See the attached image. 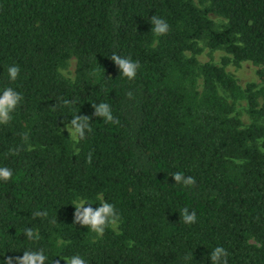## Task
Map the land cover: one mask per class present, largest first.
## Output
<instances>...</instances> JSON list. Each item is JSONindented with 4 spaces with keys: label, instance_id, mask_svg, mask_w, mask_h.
<instances>
[{
    "label": "trees",
    "instance_id": "16d2710c",
    "mask_svg": "<svg viewBox=\"0 0 264 264\" xmlns=\"http://www.w3.org/2000/svg\"><path fill=\"white\" fill-rule=\"evenodd\" d=\"M199 2L205 9L193 0H0V93L23 96L0 125V167L13 171L0 181V264L40 249L46 264L77 254L86 264H212L217 246L228 264H264V0ZM152 16L169 24L166 35L152 33ZM200 41L233 61L199 63ZM113 54L139 62L134 80L120 76ZM72 59L74 81L60 71ZM245 61L260 68V88L243 90L225 68ZM221 90L248 101L249 127ZM100 103L118 124L94 116ZM77 115L92 132L75 147L63 128ZM177 172L195 186L177 185ZM98 196L120 214L119 235L74 222L73 200L96 209ZM184 208L196 223L181 222Z\"/></svg>",
    "mask_w": 264,
    "mask_h": 264
},
{
    "label": "clouds",
    "instance_id": "9594fccd",
    "mask_svg": "<svg viewBox=\"0 0 264 264\" xmlns=\"http://www.w3.org/2000/svg\"><path fill=\"white\" fill-rule=\"evenodd\" d=\"M150 23L152 24V33L156 37L166 35L169 32V24L166 20L152 16ZM110 59L115 62V65L118 66L120 73L123 78H126L129 81H132L136 78L137 72L140 68L138 61H133L131 57H121L117 54H113ZM8 79L11 82H15L20 74V69L17 65L9 66L7 69ZM129 98L132 94L128 93ZM23 100V96L13 89L12 87H6L0 93V125H8L12 120V114L16 111L17 107ZM64 106L71 107V102L65 100L63 102ZM94 116L96 118H102L106 124H118L119 121L116 120L112 114L111 106L107 103L93 104ZM90 118L87 116L77 115L65 123V129L70 135L73 141L78 139H83L87 133L92 132V127L90 125ZM22 141L24 144L28 142V135L25 133L22 135ZM264 143V141H260ZM23 150L21 147L11 149L10 152L12 155H18L19 152ZM30 150V147L28 148ZM264 152V148L260 149ZM88 163H91L92 156L91 154L87 157ZM237 163H242L237 161ZM13 177L12 169L8 167H0V181L8 182ZM177 185H182L185 188L194 187L196 184L195 179L192 176H187L182 172L174 173L172 176ZM99 207L94 209L91 207V203L83 198H77L73 200L72 204L75 208L74 213V222L82 227L88 228L93 234L97 237H102L106 230L111 229L114 233L119 235V227L121 224V216L118 213L115 205L109 203L103 199L102 196H98ZM86 205H89L86 207ZM181 222L186 225H192L197 221V214L195 211L189 213L188 208H184L180 212ZM35 216H47V213L36 212ZM25 236L27 239L32 240L37 238V234L31 229L28 228L25 230ZM131 246V242H129ZM228 252L222 246H217L214 250L211 251L210 260L212 264H228ZM188 259V257H185ZM66 264H86L84 258L80 255H73L71 257L65 258ZM47 256L43 249L32 251L25 250L22 257L16 258V264H46ZM8 264H12L11 258L8 259ZM58 264V262H57Z\"/></svg>",
    "mask_w": 264,
    "mask_h": 264
},
{
    "label": "rangeland",
    "instance_id": "374dc122",
    "mask_svg": "<svg viewBox=\"0 0 264 264\" xmlns=\"http://www.w3.org/2000/svg\"><path fill=\"white\" fill-rule=\"evenodd\" d=\"M193 1L198 8L205 9L206 6L200 4L199 0H193ZM209 18L213 20L219 28H222L224 25L227 24V21L225 19L215 14H209ZM199 47L201 48L202 52L201 54L197 55L196 58L201 64L210 63L222 67L224 66L223 61L225 58H229L233 61V57L230 54H228L226 51L212 50L211 48L208 47L205 41H200ZM186 56L192 57L193 55L192 53L187 52ZM225 68L227 72L238 81L239 85L243 90H246L250 85H256L258 88H260L262 85L258 76V72L260 68L250 61H245L239 64H236L235 62H231L230 64L225 66ZM60 71L66 79L70 81H74L76 78L77 60L76 59L70 60L67 63V65L64 68H62ZM200 85H202V81H200ZM220 93L225 99H227L229 104L234 107L235 114L241 118L244 126L249 127L253 123V119L249 114L248 101L245 99L234 101L231 98H229L228 94L224 93L222 90L220 91ZM260 123L264 125V119H262ZM63 131L67 132L65 127L63 128ZM78 140L77 141L72 140L75 147L76 144L78 143ZM259 146L260 148H263L261 142L259 143Z\"/></svg>",
    "mask_w": 264,
    "mask_h": 264
}]
</instances>
